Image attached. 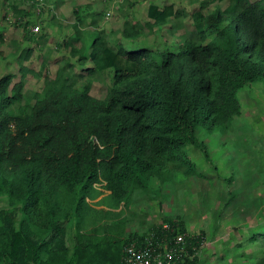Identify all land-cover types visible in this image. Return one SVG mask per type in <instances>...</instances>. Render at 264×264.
<instances>
[{
    "label": "trees",
    "instance_id": "trees-1",
    "mask_svg": "<svg viewBox=\"0 0 264 264\" xmlns=\"http://www.w3.org/2000/svg\"><path fill=\"white\" fill-rule=\"evenodd\" d=\"M40 1L0 0L1 19L10 14L28 45L15 56L20 77L10 71L0 78V264H121L128 243L151 237L171 248L176 235L185 252L173 264H195L203 235L187 236L175 221L165 220L173 231L157 226L150 236L126 239L112 230L85 234L81 225L89 201L104 192L102 202L128 206L134 190L147 191L153 179L199 175L191 148L212 163L199 130L227 129L240 115L239 90L264 80V0H227L210 11L224 0H191L199 1L197 11L175 51L131 45L153 27L168 24L173 35L184 29L187 10L173 1H148L143 21L133 12L137 0L118 2L119 26L108 35L97 28L92 38L82 34L87 23L76 6L67 24L74 33L62 43L69 57L40 91L26 92L22 61L61 27L54 15L44 18ZM89 14L96 27L105 16ZM34 20L47 22L45 33L33 32ZM95 83L107 84L102 98L90 94ZM255 240L264 242V231Z\"/></svg>",
    "mask_w": 264,
    "mask_h": 264
},
{
    "label": "rangeland",
    "instance_id": "rangeland-1",
    "mask_svg": "<svg viewBox=\"0 0 264 264\" xmlns=\"http://www.w3.org/2000/svg\"><path fill=\"white\" fill-rule=\"evenodd\" d=\"M148 1L151 0H137L133 9L138 18H142L141 21L145 18ZM172 1L176 7H185V12L187 10L184 29L175 35L167 33L168 36L164 37L163 28L167 31L169 25L159 27L156 30L160 31L155 33L157 37L145 34L132 46L146 45L151 50L159 51L177 49L180 36L191 28L190 15L197 11L194 3L201 0H157L161 7ZM55 2L45 0L44 18L50 19L54 15L61 27L53 28L45 39L46 43L40 48L33 47L29 58L22 61L28 67L25 74L26 92L40 91L45 76L53 78L58 66L69 57V49L63 47L62 43L74 33L67 24L75 22L73 10L76 6L80 7L88 24L82 31L86 38H92L93 30L97 28L104 29L108 35L120 24L117 5L123 0H64L59 6ZM227 5V0L216 1L207 10L215 6L225 8ZM24 7L28 9L29 4L26 3ZM92 11L105 15L100 17L98 27L89 24V13ZM4 12H0V33L3 37L0 40V78L10 71L19 78V60L15 56L28 45L22 40L24 29L21 25L13 26L10 14L6 13L7 18L1 19ZM34 12L37 13L36 10ZM34 22L37 23L31 24V29L37 25L40 29L33 32H46L45 20ZM61 32L63 34L60 36ZM44 62L47 66L42 70ZM79 71L78 68L76 72ZM106 90L107 84L95 83L90 93L102 98ZM238 99L240 115L227 129L211 134L204 129L199 130L198 136L207 143L212 159L211 164L206 162L200 150L191 148L190 156L197 163L199 175L189 178L170 175L168 180L161 183L153 179L146 183L147 191L134 190L128 206L122 203L115 207L110 198L102 202L108 195V192H104L89 201L91 209L81 225L83 232L91 234L99 231L101 235L112 230L113 235L117 233L124 239L132 234L150 236L152 228L157 226L173 231L165 221L172 220L185 228L184 234L187 236L203 235L204 242L195 255V264H264V242L249 241L250 236L264 231V80L250 83L239 90ZM213 165H216V170ZM227 179H231V182L228 183ZM232 190L235 193L233 197L229 192ZM4 198L0 196V207L6 205Z\"/></svg>",
    "mask_w": 264,
    "mask_h": 264
},
{
    "label": "built area",
    "instance_id": "built-area-1",
    "mask_svg": "<svg viewBox=\"0 0 264 264\" xmlns=\"http://www.w3.org/2000/svg\"><path fill=\"white\" fill-rule=\"evenodd\" d=\"M34 30L38 31V27ZM182 242L183 236L176 235L174 245L179 246ZM176 246L167 248L161 243L154 246L151 237L146 238L142 244L133 241L124 247L121 264H173V259L179 258L185 252L183 246L180 248Z\"/></svg>",
    "mask_w": 264,
    "mask_h": 264
},
{
    "label": "clouds",
    "instance_id": "clouds-1",
    "mask_svg": "<svg viewBox=\"0 0 264 264\" xmlns=\"http://www.w3.org/2000/svg\"><path fill=\"white\" fill-rule=\"evenodd\" d=\"M168 4V3H167ZM170 5H172V3H169ZM174 8L175 9H180L179 7H176L175 5H174ZM183 20H185V18L183 19ZM145 21H147V18L145 19ZM166 25H168V24H166ZM166 25H163V26H166ZM163 26H161V27H163ZM36 27H38V30H39V26H35V28ZM84 28V27H83ZM83 28H81L82 29V31H83ZM157 28H159V27H153L152 28V30H150V31H145V34H147L149 37H151V34H154V37H157V35L155 34L156 32H159L160 30L158 29V30H156ZM171 28V26L169 25V27H168V30L166 31V29L165 28H163V36L164 37H167L168 36V34L167 33H169V29ZM34 30V29H33ZM35 31V30H34ZM171 35H173V33H170ZM175 35V34H174ZM161 42H162V40H161ZM154 50H157V49H154ZM91 94V93H90ZM92 96V95H91ZM96 98V97H95Z\"/></svg>",
    "mask_w": 264,
    "mask_h": 264
},
{
    "label": "crops",
    "instance_id": "crops-1",
    "mask_svg": "<svg viewBox=\"0 0 264 264\" xmlns=\"http://www.w3.org/2000/svg\"><path fill=\"white\" fill-rule=\"evenodd\" d=\"M121 1V0H120ZM108 194V193H107Z\"/></svg>",
    "mask_w": 264,
    "mask_h": 264
}]
</instances>
